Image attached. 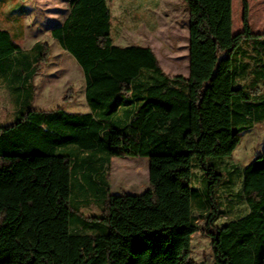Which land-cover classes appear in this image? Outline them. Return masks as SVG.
<instances>
[{
    "label": "trees",
    "instance_id": "1",
    "mask_svg": "<svg viewBox=\"0 0 264 264\" xmlns=\"http://www.w3.org/2000/svg\"><path fill=\"white\" fill-rule=\"evenodd\" d=\"M66 1L51 36L82 68L90 112L35 109L50 45L23 51L0 28V85L17 107L0 125V264H206L191 258L196 210L213 264H264V151L243 169L224 163L264 123V33L249 0L236 34L232 0H184L188 77L167 75L149 46L115 44L113 0ZM244 43L261 52L253 67ZM129 157L149 160V188L112 194V161ZM234 189L247 212L218 225Z\"/></svg>",
    "mask_w": 264,
    "mask_h": 264
},
{
    "label": "rangeland",
    "instance_id": "2",
    "mask_svg": "<svg viewBox=\"0 0 264 264\" xmlns=\"http://www.w3.org/2000/svg\"><path fill=\"white\" fill-rule=\"evenodd\" d=\"M233 33L243 29L241 0H232ZM112 13V36L118 46H150L163 71L169 75H188L189 72V10L184 0H113L108 2ZM263 9L259 15L258 8ZM69 14L66 0H0V28L8 31L23 50H30L36 42H47L51 55L35 77L36 94L33 106L37 110L63 107L68 112L87 113L90 107L85 98V78L77 61L51 36V30L62 24ZM249 24L255 34L264 33V0H249ZM247 50L244 62L254 66L260 50L244 43ZM262 57V56H261ZM251 59V60H249ZM242 85L243 83H239ZM264 89L263 83L259 90ZM71 95L70 102L64 99ZM16 104L11 91L0 85V125H7L16 116ZM264 151V123L242 133L241 142L228 166L243 169ZM112 194H141L149 188V160L129 157L115 158L110 169ZM228 187L232 185L228 183ZM240 190V185L237 192ZM225 197L224 215L218 225L242 216L247 212L245 203L237 198ZM234 202H231L233 201ZM229 201V202H228ZM87 216L99 214L92 206L83 211ZM195 211L200 231L192 236L191 258L195 262L213 264L212 237L206 233V222Z\"/></svg>",
    "mask_w": 264,
    "mask_h": 264
},
{
    "label": "crops",
    "instance_id": "3",
    "mask_svg": "<svg viewBox=\"0 0 264 264\" xmlns=\"http://www.w3.org/2000/svg\"><path fill=\"white\" fill-rule=\"evenodd\" d=\"M150 47V46H149ZM62 51L63 52H65V53H68V52H66V51H64L63 49H62ZM69 54V53H68ZM189 56V55H188ZM189 59V58H188ZM188 75H189V72H188ZM188 75H185V77H188ZM184 76V75H183Z\"/></svg>",
    "mask_w": 264,
    "mask_h": 264
}]
</instances>
